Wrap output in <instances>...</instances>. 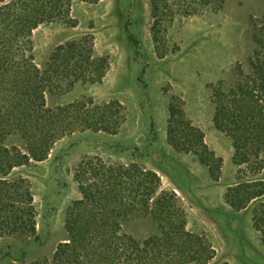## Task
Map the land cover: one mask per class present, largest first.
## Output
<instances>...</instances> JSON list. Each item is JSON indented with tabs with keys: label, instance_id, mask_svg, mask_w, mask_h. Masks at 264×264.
Here are the masks:
<instances>
[{
	"label": "rangeland",
	"instance_id": "374dc122",
	"mask_svg": "<svg viewBox=\"0 0 264 264\" xmlns=\"http://www.w3.org/2000/svg\"><path fill=\"white\" fill-rule=\"evenodd\" d=\"M263 15L264 0H227L219 13L178 19L167 33L164 55L157 53L152 39L149 0L76 2L71 10L75 23L61 21L36 29L34 58L40 68H45L57 46L85 34L94 38L96 56H107L110 62L103 82L78 84L64 94L48 92L47 103L51 108L77 101L107 106L117 132L80 127L58 141L46 161L15 170L33 184L38 237L0 240V264H34L51 258L67 238L65 212L79 196L73 171L85 156L134 162L157 172L163 187L181 199L188 229L213 245L216 257L210 264H264V233L254 226L264 197L243 210L226 202L227 190L252 176L239 173L233 162L232 133L220 129L215 120L218 104L234 108L233 92L250 82L253 21ZM173 119L185 133L202 136L222 160L220 171L213 172L218 178L197 155L170 145ZM9 143L21 144L15 137ZM254 163L240 170H250ZM258 177H264V170ZM123 229L139 241L158 232L155 222L143 216H131Z\"/></svg>",
	"mask_w": 264,
	"mask_h": 264
},
{
	"label": "trees",
	"instance_id": "16d2710c",
	"mask_svg": "<svg viewBox=\"0 0 264 264\" xmlns=\"http://www.w3.org/2000/svg\"><path fill=\"white\" fill-rule=\"evenodd\" d=\"M101 1L0 0V240L38 237L33 184L15 170L46 161L55 144L80 127L117 132L107 106L77 101L51 108L47 103L48 92L64 94L78 84L103 82L109 58L96 56L90 34L57 46L45 68L34 58L36 29L61 21L75 23L71 10L76 2ZM226 1L149 0L157 53L168 52L167 33L176 20L219 13ZM253 24L250 82L233 92L234 108L226 110L219 103L215 116L220 129L232 133L233 162L239 173L252 176L225 194L226 202L236 210L264 197V177H258L264 170V15ZM14 137L21 144H10ZM168 141L177 150L197 155L213 177L215 169L220 171L222 160L209 150L204 138L185 133L178 120L169 128ZM252 160L255 165L250 170H240ZM73 179L79 196L65 212L67 238L51 258L34 264H210L215 259L213 245L206 236L188 229L181 199L163 187L157 172L134 162L85 156L76 164ZM131 216L149 217L157 225V234L139 241L124 232L123 223ZM254 226L264 233V209L256 213Z\"/></svg>",
	"mask_w": 264,
	"mask_h": 264
}]
</instances>
